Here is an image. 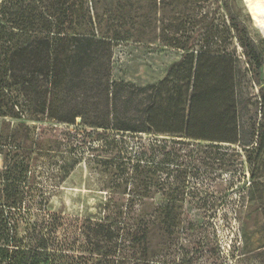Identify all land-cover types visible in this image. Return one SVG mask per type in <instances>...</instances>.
<instances>
[{
  "label": "trees",
  "instance_id": "obj_1",
  "mask_svg": "<svg viewBox=\"0 0 264 264\" xmlns=\"http://www.w3.org/2000/svg\"><path fill=\"white\" fill-rule=\"evenodd\" d=\"M239 2L0 0V118L20 121L24 143L0 127V264H53L61 215L26 192L36 150L27 121L44 118L80 120L110 137L111 155L96 156L91 167L111 176L106 197L95 215L73 224L63 216L65 234L79 245L63 253V264H213L220 257L202 233L211 216L187 209L195 199L179 170L183 146L239 148L261 187L253 195L264 199V39L253 38ZM167 51L179 58L161 68L158 56ZM142 71L152 75L144 79ZM144 135L153 148L125 158L121 145ZM167 142L177 147L165 152ZM78 163L64 160L62 175Z\"/></svg>",
  "mask_w": 264,
  "mask_h": 264
},
{
  "label": "rangeland",
  "instance_id": "obj_2",
  "mask_svg": "<svg viewBox=\"0 0 264 264\" xmlns=\"http://www.w3.org/2000/svg\"><path fill=\"white\" fill-rule=\"evenodd\" d=\"M249 1H252L256 10ZM239 4L245 9L244 18L251 35L256 41H261L264 39V0H240ZM198 7L194 5L191 8L193 14L199 11ZM158 57L162 68V62L170 63L178 59L179 55L167 51ZM142 75L148 79L152 73L142 71ZM19 123V120L10 117L0 118V127L9 135H16L22 146L24 143L17 129ZM27 124L36 149L30 156L32 167L27 174V197L32 195L38 203H44L45 199L46 209L61 215V226L51 237V261L53 264H63V253L66 250L76 251L79 246H75L73 238L65 234L63 216L72 223L76 217L95 215L106 197V192L102 190L104 182L111 180V176H101L91 167H97L94 162L96 156L111 155L107 148L110 137L107 134H94L80 120L74 125H67L44 118L27 121ZM137 139H130L121 145L120 151L128 160H133L136 153L150 151L154 146L151 137L144 135ZM164 146L167 152L176 145L167 142ZM221 147L212 150L205 143H194L193 147L183 146L184 150H189L179 176L190 182L187 192L190 193L189 197L195 199L192 207L187 209L211 216L206 218L202 233L207 238L209 248L220 254L219 258L214 254L218 259L211 258L213 264H264V216L258 214L264 211V199L261 203L253 195H257V188L261 187L253 185L245 152L227 145ZM217 151L225 154L222 160L216 156ZM112 154L115 155L114 152ZM215 156L218 158L215 159ZM75 159L79 162L75 170L68 177L62 175L60 167L63 161ZM4 164L5 160L0 154V171Z\"/></svg>",
  "mask_w": 264,
  "mask_h": 264
}]
</instances>
